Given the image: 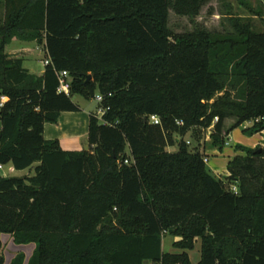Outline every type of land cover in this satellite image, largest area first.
<instances>
[{
	"label": "trees",
	"instance_id": "16d2710c",
	"mask_svg": "<svg viewBox=\"0 0 264 264\" xmlns=\"http://www.w3.org/2000/svg\"><path fill=\"white\" fill-rule=\"evenodd\" d=\"M209 1L0 0V170L33 169L0 176V234L35 245L10 264H192L197 240V264H264V148L228 163L233 187L201 152L207 130L219 151L246 122L264 131V30L230 16L224 33L170 31L171 9L195 17ZM14 40L44 48L41 76L6 52ZM97 95L107 111L90 115L86 150L44 138L79 111L73 97ZM188 132L192 149L174 138ZM166 235L179 253L162 252Z\"/></svg>",
	"mask_w": 264,
	"mask_h": 264
},
{
	"label": "rangeland",
	"instance_id": "374dc122",
	"mask_svg": "<svg viewBox=\"0 0 264 264\" xmlns=\"http://www.w3.org/2000/svg\"><path fill=\"white\" fill-rule=\"evenodd\" d=\"M238 17L245 21H248L253 30L256 32H262L264 30V0H210L206 5H204L198 14L195 17H187V16H179L174 13L171 9L169 11L168 17V28L174 34H183V33H191L193 31L204 30L211 33H224L225 29L228 28V22L226 21L228 17ZM29 47L33 50L31 55H22L23 57V66L30 70H34L37 74L41 69L44 68V58L45 52L41 50V46H38V49L35 48L32 44H24L20 43L17 40H14L6 49V52H14L17 48L21 47ZM73 101L77 102L90 114L96 115L97 112V102L95 99H84L79 96L73 97ZM235 121L233 119L227 120L224 123V130L229 129ZM250 126L249 122H246L239 127L233 128L229 132V136L226 142L229 145V148L224 147L221 153L218 149L212 148L209 145V141L206 143V154L209 155V159H218L221 161H225L227 163L228 152L229 154H234L235 157H244L246 155V150H253L254 145L260 143L264 144V133L259 134H248L245 132V129ZM209 130L206 131L205 139L209 137ZM176 140L188 141L190 144L188 145L190 149L196 144L195 140L192 138L191 132L186 133L183 137H174ZM81 142L83 144H87V138L83 139ZM87 146V145H86ZM258 146V145H257ZM85 150V145L81 147V151ZM177 146L174 145L168 148V151H176ZM212 151H216L217 155H211ZM237 154V155H236ZM231 159V160H232ZM227 160V161H226ZM222 163V162H221ZM224 164V163H223ZM228 165V164H227ZM206 170L217 179H221L225 184H229L230 187H233L234 184L227 180V167L225 175L222 172L214 171L211 163H206ZM11 176V177H24L33 175V169L25 170V171H14V173H7V168L0 170V176ZM2 239V243L0 245V258L3 260V264H10L11 259L15 256L14 252L20 250L22 252L27 253L26 261L33 254L35 245L27 244V245H17L10 238V234H0V240ZM8 239L9 242H8ZM177 241V238L166 235L162 239V252L169 254H176L180 251L173 247V243ZM200 247L201 243L197 240L194 243L193 250L187 252L190 262L192 264H197L200 259ZM145 264H151L146 262Z\"/></svg>",
	"mask_w": 264,
	"mask_h": 264
},
{
	"label": "crops",
	"instance_id": "0c3cea01",
	"mask_svg": "<svg viewBox=\"0 0 264 264\" xmlns=\"http://www.w3.org/2000/svg\"><path fill=\"white\" fill-rule=\"evenodd\" d=\"M18 42H20V41H18ZM20 43H24V42H20ZM24 44H26V43H24ZM28 44H32L35 46L36 49H38V46L36 43H28ZM41 50L44 51V48L42 46H41ZM7 53L10 55H13V56L31 55L33 53V50L27 46L26 47L24 46L21 48H17L16 50H14V52L9 51ZM25 69H28V68H25ZM30 72L34 73L37 76H41L44 72V68L41 69L37 74L34 72V70H30ZM75 103L79 107L78 112H63V113H61L57 124H45L44 125V133H43L44 138L46 140L58 141L60 148L64 151H81V147L84 145H85V150L87 149V146H86L87 144H83V142H81V141L84 138L86 139L88 136L89 117L91 114L89 112H87L84 108H82L81 105H79L77 102H75ZM263 133H264V131L260 132L259 134L261 135ZM208 141H209V137L207 136L205 139V142L207 143ZM257 147L264 148V144L259 142L258 144L253 146V148H257ZM226 148H229L228 144L226 145ZM223 149H225V148H223ZM206 151H207L206 148L204 150H201V152H203V155L207 159L206 163H211L212 167L214 168V171H216V172L219 171L222 173H223V171L226 170L227 164L231 161V159L235 155V153L232 155L229 154V153H231V151L228 152L227 156H225V158L226 157L228 158L227 159L228 161L226 160L227 161V163H226L225 161L223 162V161L218 160V159H211L210 160L209 155L206 154ZM220 152L222 153L223 150ZM212 154L217 155V152L212 151L211 155ZM223 174L225 175V172ZM227 177H228V173H227ZM9 240L10 239H8V242H9ZM1 243H2V239L0 240V245H1ZM14 253H15L14 255H17L20 253L24 254L25 257L27 258V253L22 252L20 250L14 252Z\"/></svg>",
	"mask_w": 264,
	"mask_h": 264
},
{
	"label": "built area",
	"instance_id": "2783aa9c",
	"mask_svg": "<svg viewBox=\"0 0 264 264\" xmlns=\"http://www.w3.org/2000/svg\"><path fill=\"white\" fill-rule=\"evenodd\" d=\"M44 66L49 65L50 64V60L48 58H44ZM58 81H59V85H58V92L59 93H63L65 95H69L70 92V82L68 80V73L66 71H61L58 74ZM97 102V112H96V116L101 119L103 117V115L105 114V112L107 111V109H103V108H98V105L102 102V97L97 95L94 98ZM7 101L6 97H0V107L3 106V104ZM258 121V120H256ZM149 123L153 124V125H160V119L157 116H150L149 117ZM251 124V122H249ZM177 124H181L179 122H177ZM187 144H189V141H187ZM204 162L206 164L207 159H204ZM125 164H128V160L124 161ZM233 191H235V188H232Z\"/></svg>",
	"mask_w": 264,
	"mask_h": 264
},
{
	"label": "water",
	"instance_id": "95a60500",
	"mask_svg": "<svg viewBox=\"0 0 264 264\" xmlns=\"http://www.w3.org/2000/svg\"><path fill=\"white\" fill-rule=\"evenodd\" d=\"M90 78V76H88V79ZM144 120H146L145 118H144Z\"/></svg>",
	"mask_w": 264,
	"mask_h": 264
}]
</instances>
